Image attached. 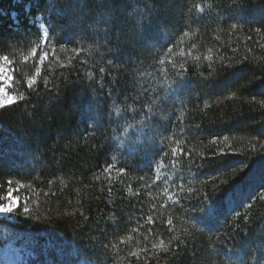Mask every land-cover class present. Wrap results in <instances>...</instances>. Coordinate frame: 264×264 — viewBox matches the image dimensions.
<instances>
[{
  "label": "trees",
  "instance_id": "16d2710c",
  "mask_svg": "<svg viewBox=\"0 0 264 264\" xmlns=\"http://www.w3.org/2000/svg\"><path fill=\"white\" fill-rule=\"evenodd\" d=\"M2 59L0 247L264 264V0H0Z\"/></svg>",
  "mask_w": 264,
  "mask_h": 264
},
{
  "label": "rangeland",
  "instance_id": "374dc122",
  "mask_svg": "<svg viewBox=\"0 0 264 264\" xmlns=\"http://www.w3.org/2000/svg\"><path fill=\"white\" fill-rule=\"evenodd\" d=\"M11 79L10 65L6 59H2L0 61V108L15 102L13 95L10 93ZM244 195L245 194H242L241 197ZM251 197L252 196L246 195L245 201L247 202V200H249ZM17 206L18 200L11 191L8 194L7 199L0 202V218L10 217V213ZM1 236L6 239V242L2 247H0V264H63L64 262V253H61L60 249L58 248H55V252L59 254L58 256L60 261L56 262L52 257H47L48 255H45L42 260H39L38 256L34 253L38 247L37 245H34L28 237L11 235L6 231H2ZM53 246L55 245H52L48 242L45 243V247L47 249ZM69 254L74 255V253L71 251ZM78 264H83V262L81 261Z\"/></svg>",
  "mask_w": 264,
  "mask_h": 264
}]
</instances>
